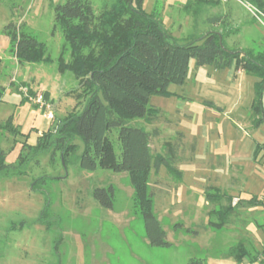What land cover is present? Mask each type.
<instances>
[{
	"label": "rangeland",
	"instance_id": "obj_1",
	"mask_svg": "<svg viewBox=\"0 0 264 264\" xmlns=\"http://www.w3.org/2000/svg\"><path fill=\"white\" fill-rule=\"evenodd\" d=\"M63 1L0 0V54L8 42L3 27L13 19L17 23L19 13L25 11L21 32L43 42L46 45V55L50 58L41 61L8 59L6 67L0 69V84L4 87L0 98V123L12 115L14 124L19 126L23 134L32 127L40 126L42 109L38 105L24 103L17 88L26 86L11 85V75L22 80L26 71L36 77L38 81L30 83L31 92L42 85L52 88L56 105L50 107L54 116L64 115L72 109L80 111L86 103L85 85L79 83L71 69L73 62L70 47L64 39V31L56 24L53 27V7ZM113 1L88 0L89 14L86 15V23L92 27L93 33L99 32L103 10ZM211 1L198 3L197 0H191L190 6L186 8L184 5L187 0H144L143 9L147 13H158L164 28L178 43L198 38L206 31L217 30L223 34L228 48L258 51L264 46V12L261 9L247 0ZM11 5V9L17 13H14L15 17L9 12ZM216 16L221 18L220 21L210 22V18ZM7 50L8 46L5 55L11 56ZM82 52L86 50L82 49ZM27 62L30 65H26ZM60 64L64 68H59ZM84 77L88 78L87 75ZM256 80L255 76L235 69L234 66L223 69H217L213 65L198 66L191 58L185 81L168 86L172 94L150 97L149 103L158 109L156 117L152 121L136 118L128 122L130 125L143 127L152 134L153 131L157 132L150 142L153 154L167 155L173 147L174 158L178 161L176 166L177 161L174 160V166L178 171V166L183 170L182 180L191 189L208 185L211 188L205 190L214 193L217 198L229 184L234 187L231 191L241 193L243 198L248 195L264 197V149L254 158L256 145H264V121L258 126H254L252 122L251 104ZM21 92L23 93L22 90ZM207 102L213 105L208 106ZM111 136L117 145L116 131ZM14 137L25 141L22 134L13 136L0 128V147L7 152L6 161L15 164L14 168L0 173V181L20 175L23 176L20 180L29 182L30 185L34 179L44 175L45 181L39 184L44 195L26 185V209L22 210L14 207L13 201L5 202L1 199V191L11 194L12 186L5 183L0 187V264H54L57 258L54 240L61 230L64 233L70 231L72 237L73 234L77 236L75 227L80 228L82 217L90 222L100 213L103 216L110 213V210L101 208L92 198L91 190L95 186L113 187V212L116 216L125 215L126 210L130 215H139L134 212L133 187L126 172L101 168L86 171L78 167V157L83 149L80 138H75L74 143L78 144V149L69 156L66 163L59 156V151L55 152L52 163L49 161L55 138L52 133L48 138L47 149L37 155L39 162L36 163L34 159H27L30 152L17 147L18 141H14ZM42 139L40 135L37 141ZM164 169L162 167L159 174H163ZM165 175L168 180H177V176L169 174L167 170ZM163 179L165 177L151 171L149 191H153L151 183ZM225 191L229 192V189ZM22 197L20 192L15 200L19 202L23 200ZM46 201L49 225L40 221L36 214L40 204L44 202L45 206ZM214 206L215 210L223 207H217L215 203ZM263 211V205L259 204L252 215L244 213L228 217L230 226H238L250 217L255 219L256 222H252V243L260 250L264 247ZM193 214L187 212L178 215L179 221L193 223L199 236L192 240L195 243L190 244L175 240L176 246H179L177 264L183 263L184 256L192 249L196 257L203 256L209 243L207 253L217 254L222 251L221 247L225 243L233 241L234 234L224 230L218 231L216 236L208 240V231H204L199 213ZM211 219L217 218L212 216ZM119 228L121 229L120 226ZM252 243L248 241L245 245L251 248ZM69 244H72V239L66 237L61 246L64 249ZM199 245L205 247L204 251ZM251 254L247 255V260Z\"/></svg>",
	"mask_w": 264,
	"mask_h": 264
},
{
	"label": "trees",
	"instance_id": "obj_2",
	"mask_svg": "<svg viewBox=\"0 0 264 264\" xmlns=\"http://www.w3.org/2000/svg\"><path fill=\"white\" fill-rule=\"evenodd\" d=\"M247 1L264 12V0ZM143 2L144 0H114L109 7L104 8L97 33H93L92 27L86 23V15L89 14L88 0H64L54 5L53 21L64 31V39L70 47L73 62L71 69L79 83L85 85L87 99L80 111L72 109L64 115H55L50 121V127L41 134L43 139L34 145L24 141L21 150L30 152L28 160L39 162L37 155L47 149L48 138L53 133L54 147L49 161L54 163L55 152L59 151V156L66 163L69 156L78 149V144L74 143L75 138H80L83 149L78 157V167L86 171L101 168L126 172L133 187L134 212L142 217L149 244L167 247L170 242L154 213L148 180L151 171L156 172L160 166H165L169 174L176 175L177 181L181 179L180 172L174 166L175 150L171 147L167 155L153 154L150 142L157 132L153 131L152 134L143 127L130 125L128 121L136 118L152 121L158 109L151 106L150 97L172 94L168 86L185 81L189 60L193 58L198 66L213 65L217 69L234 66L235 69L256 77L251 110L253 125L258 126L264 121V46L258 51L228 48L223 34L217 30L206 31L198 38L178 43L164 28L158 13L144 11ZM190 4L191 0H187L184 6L187 8ZM12 9V17H15ZM220 19L219 16L212 17L210 22L218 23ZM3 32L8 37L7 51L11 56L25 61L50 59L46 55V45L19 32L14 19L3 27ZM82 49L86 52H82ZM59 68L64 66L60 64ZM3 91L4 87L0 85V98ZM44 98L47 99V93ZM207 105L213 104L207 102ZM0 128L13 136L19 133L25 138L28 136V133L20 132L12 115L0 123ZM114 131L117 145L111 136ZM263 149L264 145L257 144L254 158ZM6 153L0 147L1 174L15 166L6 161ZM44 181V175L39 176L32 181L31 188L43 193L39 184ZM91 196L101 207H113L114 191L111 185L93 187ZM205 196L213 203L222 198V195L215 198V194L208 191ZM232 199L227 206L213 210L212 216L217 219L209 218V225L215 228L226 225L229 213L237 204H260L264 207V201L254 195L248 199L238 197L235 204H232ZM47 208L48 201L38 219L49 225ZM174 226L182 227L180 223ZM60 239L59 233L54 240L55 250ZM251 248L239 243L231 247L230 254L240 261L252 252L248 261L252 263L260 258V262L264 264V247L260 251L253 245ZM203 262L204 258L195 256L187 264Z\"/></svg>",
	"mask_w": 264,
	"mask_h": 264
},
{
	"label": "crops",
	"instance_id": "obj_3",
	"mask_svg": "<svg viewBox=\"0 0 264 264\" xmlns=\"http://www.w3.org/2000/svg\"><path fill=\"white\" fill-rule=\"evenodd\" d=\"M11 7L9 12L11 13ZM15 13V10L14 12ZM22 13V12H21ZM19 13V19L17 22V30L21 32V25L24 21L25 11L21 14ZM17 14V13H15ZM55 23L53 21V27ZM23 33V32H21ZM26 34V33H24ZM28 35V34H26ZM30 36V35H28ZM32 37V36H30ZM9 40L5 47L2 49L0 54V69L1 67H6V62L8 59L13 61H19V58L13 56H6V47L8 46ZM30 65V62H27ZM58 68V67H57ZM59 69V68H58ZM67 70V69H66ZM23 79H18L16 76H10V84L11 85H21L24 84L26 86L27 92L33 96L37 92H42L43 94L47 93V102L50 105H56L52 93V88L45 87L44 85L40 86L36 91L31 92L30 83L32 81H38L36 77H34L31 73L27 74L26 71L22 77ZM1 85V84H0ZM22 88H17V90L21 93L22 99L24 103L36 105L29 97L25 96L21 92ZM66 92H64L65 94ZM24 95V96H23ZM42 111V110H41ZM53 111V110H52ZM42 120L40 122L39 127H32L27 133L28 136L25 138V141L29 145H34L37 142L38 137L41 135V132L45 131L50 121L45 118L42 111ZM17 140V147H20L24 140L22 138L14 137V141ZM2 148V147H1ZM3 149V148H2ZM257 158V157H256ZM175 161L176 158H175ZM11 163V162H10ZM178 165V161L175 162V165ZM176 165V166H177ZM165 166H160L159 169L154 174H158L159 176L165 177L163 180H157L150 184V187L153 188L152 191V200H153V209L157 218L160 220L163 229L166 234L167 240L170 242V245L167 247H157L149 244L142 217L140 215H130L126 210V214H119L116 216L114 214V200L113 207L111 209L104 208L110 210V213L103 216V214H98L93 218V216H89L93 218L92 220H88L84 217L81 218L80 228L77 229V236L73 234V237L69 233H64L62 230L60 231L61 239L58 243L57 249L55 250L56 262L54 264H177L178 258V248L176 246L175 240L178 239L179 242L190 244L195 243L192 242L193 239L199 236V231L194 227L193 223H185L183 221H179L178 215L179 213H187L193 214V212L199 213V217L201 218V223H203V229L205 232L208 231V240L211 237L216 236L218 231H226V233H233V241H229L221 247L222 251L217 254H211L208 252V245H206V250L203 256L204 258L203 264H262L260 262V258L258 261L249 262L246 257L242 258L240 261H237L236 258L230 254V249L232 246H235L239 243H243L245 245L246 242L252 243L253 236V226L252 222H256L253 217H250L248 221H242L240 225L230 226L229 222L220 227L215 228L209 225L208 220L214 214L213 210L215 209L214 203L207 200L205 190L208 188V185H203L199 188L191 189L185 184L182 180L183 178V170L178 166L179 171H181V179L180 180H168L166 174V168L164 169L163 174H159L161 168ZM23 176L17 175L11 179H7L5 181H0V187L5 183H8L12 186V193H2L1 191V199L3 201L14 202V207L22 208L25 210V196H26V185L31 187V183H26L23 180H20ZM233 184L235 182L232 181ZM225 187V186H224ZM211 188V187H209ZM229 189L225 191V189ZM231 185H226L224 191L220 193L222 198H219L217 207L219 206H227L232 198L239 197L241 199H248L250 196L248 195L246 198H243L241 193L231 191ZM32 189V188H31ZM218 189H221L218 187ZM23 194L21 201L15 200L16 196ZM41 193V192H39ZM44 195V193H41ZM238 195V196H236ZM5 198H3V197ZM252 196V195H251ZM257 197V196H256ZM45 199V198H43ZM259 200L264 201V197H257ZM27 200V199H26ZM45 201V200H44ZM95 202H97L94 199ZM17 202V203H16ZM39 203V202H38ZM44 202L40 204L42 208H40L36 212V214L41 213L44 208ZM11 204V203H10ZM99 205V204H98ZM232 205V204H231ZM100 206V205H99ZM258 205L255 204H237L234 205V209L229 213V216H241L242 214L252 215L255 212V208ZM101 207V206H100ZM103 208V207H101ZM220 208V207H219ZM217 208V210L219 209ZM34 211V210H33ZM264 212V211H263ZM194 215V214H193ZM37 216V217H38ZM89 218V219H90ZM229 221V220H228ZM176 223H180L182 227H175ZM121 227V229L119 228ZM90 227V229H89ZM189 229V230H187ZM80 233V235H78ZM69 234L68 236H66ZM170 234V235H169ZM206 236V235H205ZM65 237V238H64ZM66 237L72 239V244L68 246H61L62 242L66 241ZM253 244V243H252ZM200 249L204 251L203 245H199ZM255 249L260 251L261 248L257 247L253 244ZM178 247V248H177ZM205 255V256H204ZM194 249L190 250L183 258V263L187 264L189 259L195 257Z\"/></svg>",
	"mask_w": 264,
	"mask_h": 264
},
{
	"label": "built area",
	"instance_id": "obj_4",
	"mask_svg": "<svg viewBox=\"0 0 264 264\" xmlns=\"http://www.w3.org/2000/svg\"><path fill=\"white\" fill-rule=\"evenodd\" d=\"M221 1H226V0H221ZM23 91V94L27 97H29L33 102H35L43 111V115L45 116L46 119L51 121L54 117L53 111L50 107V103L47 102L43 96L42 92H37L33 96H31L25 88L21 89ZM238 200V197H234L232 199V204H235Z\"/></svg>",
	"mask_w": 264,
	"mask_h": 264
}]
</instances>
